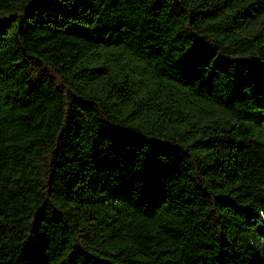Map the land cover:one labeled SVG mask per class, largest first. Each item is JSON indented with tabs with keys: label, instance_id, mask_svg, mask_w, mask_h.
<instances>
[{
	"label": "trees",
	"instance_id": "obj_1",
	"mask_svg": "<svg viewBox=\"0 0 264 264\" xmlns=\"http://www.w3.org/2000/svg\"><path fill=\"white\" fill-rule=\"evenodd\" d=\"M0 264H264V0H0Z\"/></svg>",
	"mask_w": 264,
	"mask_h": 264
}]
</instances>
